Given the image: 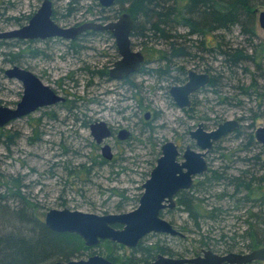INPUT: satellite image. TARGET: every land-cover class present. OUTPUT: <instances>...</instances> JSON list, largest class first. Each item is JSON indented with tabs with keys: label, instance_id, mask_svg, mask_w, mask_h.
Returning <instances> with one entry per match:
<instances>
[{
	"label": "rangeland",
	"instance_id": "374dc122",
	"mask_svg": "<svg viewBox=\"0 0 264 264\" xmlns=\"http://www.w3.org/2000/svg\"><path fill=\"white\" fill-rule=\"evenodd\" d=\"M41 1L0 0V31L25 24L28 20L26 17L38 9ZM51 1L55 12L54 20L61 26L76 25L85 21L106 22L98 20L101 8L98 0H78L72 4L70 13L68 0ZM112 13L107 11L104 15ZM14 17L21 18L19 23H16ZM255 24L256 35L252 37L251 43L264 46V29L259 26L257 16ZM246 36L248 35L241 34L238 27L221 33L224 44L230 43L243 48L249 45ZM85 40L83 43L85 47L77 51L68 48L69 40L59 37H51L47 42L44 39H36L33 42L26 40L20 43L22 48L28 50L33 47L41 49V53L36 55H32L30 50L28 53L26 51L27 54L20 57V65L35 73L43 83L49 85L65 100L55 103L54 106L40 107L28 115L0 126V179L5 181L20 177L25 186L22 187L24 194L31 201L38 203L43 212L49 208L66 207L96 214L119 213V210L115 209V204L120 197L112 195V188L125 189V194L130 200L120 211H129L137 205L134 196L141 192L139 188L159 156L163 142L171 140L181 147L193 144L186 130L188 127L194 128L200 121L204 123L206 129L211 130L216 127V121L220 123L227 119H237L242 114L248 118L251 116L250 107L254 103L248 102L247 99H243L245 104L241 106L235 100L231 103H221L207 85L193 94L192 99L195 102L192 109L184 112L173 104L168 93L169 87L165 89L167 81H161L154 75L138 73L131 77L129 82L100 78L96 75L92 77L88 70L104 65L110 67L111 61L117 58V48L112 36L106 33L89 35ZM131 40L135 41L133 38ZM149 45L146 48L137 43L133 45L145 56L143 69L154 68L161 62L159 51L161 45ZM2 46L0 45V104L15 107L21 98L23 87L20 81L5 76L4 70L11 64L3 61ZM259 54L257 53L256 59ZM261 59H264V56L261 55ZM176 64L177 66L171 67L175 74L177 72L175 70L181 65L185 70L194 69L197 72L209 68L210 75L227 71L219 55H204V59L199 57L177 59ZM255 65L257 64L246 62L245 66L248 68L246 74L240 68H235L237 75L235 78L232 77L231 81L220 75L216 86L222 88L221 94L236 91L238 80L248 84L249 74L255 71ZM163 67H166L165 62ZM224 76H227L226 72ZM183 77L186 78L185 75ZM257 78L264 84V75L257 74ZM219 80L223 83L218 84ZM131 82L133 83L130 84ZM67 100H75V103L66 104ZM147 111L149 115L151 114L147 117L151 123L150 139L147 138V132L140 133L141 123L136 128V122L140 120L138 117ZM258 113L263 117L256 118L252 131L258 125L264 124V113L261 111ZM205 116L209 119H205ZM87 120L88 124L90 120H104L115 128V133L120 127L128 126L133 129L135 136L122 143L116 142L115 137L107 140L113 158L109 162H104L98 157L101 153L100 147L94 143L88 124L84 123ZM247 122L250 120H242L240 124L243 127ZM5 134H12V139L7 141ZM239 143L240 138L236 139L231 134H227L219 141L223 151L237 148ZM258 150L259 146L255 147L253 152ZM220 152L218 150L208 153V158H211L214 166L219 165ZM233 159L236 160L234 166L242 164L238 162L236 156ZM75 166L78 168H74ZM87 166H90L89 172H85L84 167ZM239 213L238 210H231L224 219L219 217L212 228L209 224H204V231L208 229L211 231L209 235L212 241L209 247L203 249L223 254L225 249L221 245L222 242L234 234V230L241 231L240 220L237 221L236 218ZM165 218L172 221L177 228L186 219V214L175 209L166 212ZM182 233L185 237L156 234L160 236L158 237L151 235L154 233H149L146 239L152 242L160 238L173 252H183V255H186V249L191 251V248L198 253L200 248L194 245L193 241L197 238L196 234ZM219 234H224L223 240ZM215 238L222 241L217 242ZM233 242L239 243L240 240L236 237ZM98 244L99 246H93L87 251L81 250L82 253L77 258H86L90 254L105 257L113 254L119 258L118 260H122L131 253V248L122 244H120L122 247L108 244L106 241ZM74 245L77 247L76 241ZM242 250L246 251L247 248ZM186 256L192 257L191 254ZM120 263L121 261L117 262Z\"/></svg>",
	"mask_w": 264,
	"mask_h": 264
},
{
	"label": "trees",
	"instance_id": "16d2710c",
	"mask_svg": "<svg viewBox=\"0 0 264 264\" xmlns=\"http://www.w3.org/2000/svg\"><path fill=\"white\" fill-rule=\"evenodd\" d=\"M76 1L78 0H68V13ZM259 7H264V0H114L112 6L99 9L98 20H111L124 11L128 12L134 21L131 38L135 41L132 44L137 43L144 48L149 47V44L161 45L159 49L161 62L158 66L148 69L142 67L140 71L149 76L154 75L161 81H181L186 73L184 66L178 67L175 70L176 74L171 69L172 65L177 66V59L195 57L204 59V55L221 57L223 67L227 68V71L224 70L217 75L211 74L207 84L211 87V92L221 103H231L235 100L241 106L245 104L243 99L254 103L250 107V118L243 114L237 117L240 122L245 119L250 122L243 127L240 124L229 133L236 139L243 134L246 139L245 147L244 143L241 144V140L239 143L241 145L237 148L226 150L224 156L232 157L231 154L235 149L239 147L244 149L252 144V128L256 118L263 117L258 112L264 113V84H261L257 78V74L264 75V59H261V55L264 56V46L251 43L252 37L256 35L254 10ZM107 11L113 13L104 15ZM52 18H55L54 10ZM13 19L16 23L21 20L20 17ZM234 27H238L242 35H248L246 39L249 45L245 48L222 42L221 33L232 31ZM99 33L110 35L109 31L87 30L69 40L67 46L75 51L82 49L85 47L83 43L86 37ZM49 39L51 38L44 40L47 42ZM24 41L26 40L0 39V45L4 48L1 52L4 55L3 61L11 65L22 66L20 57L27 54L29 50L32 55L41 53V49L35 47L29 50L22 48L20 43ZM257 53L260 54L256 59ZM163 62L166 67H163ZM246 62L257 64L255 71L249 74V83L244 84L238 80L235 86L236 91L234 90L231 94H221L222 88L216 86L217 79L222 76L231 81V78L237 75L235 68H240L246 74L248 72ZM107 67L104 65L88 71L92 77L96 75L100 78H109ZM206 71H209V68H206ZM225 72L227 76H224ZM133 76L134 74H131L122 81L129 82ZM222 83L220 81L218 84ZM66 102V104L73 105L75 100ZM191 109L188 108L187 111ZM205 119L209 117L205 116ZM150 130L151 123L148 120L141 124L140 133L147 132L148 139L151 138ZM5 137L8 141L13 135L5 134ZM219 141L213 144L212 151H223ZM258 146L260 150L257 152L249 148L247 153L250 155L246 154L241 158L242 164L237 167L234 166L236 160L233 158L229 161L225 158L221 166L211 164L207 172L195 184L178 193L176 206L172 210L186 212V219L177 228L185 234H196L197 238L193 241L198 248H207L212 241L209 235L211 231L210 229L204 231V224H209L212 228L218 222L219 217L224 219L231 210L240 211L236 218L237 221L240 220L242 228L240 232L234 230V234L222 242L223 249H253L264 245V162L259 158L264 147L263 145ZM84 169L85 172L90 171V168L84 167ZM22 187L25 186L20 177L5 181L0 179V264H50L55 261H67L81 255V250L87 251L93 247L86 246L75 233H58L49 229L43 222L44 212L41 211V206L31 201L24 194ZM112 195L120 197L115 204V209L119 211L124 209L126 202L130 200L125 194V189L112 188ZM134 200H137V196ZM151 235L160 237L156 234ZM219 235L223 240L224 234ZM236 237L239 238L241 244L233 242ZM146 238L148 236L143 237L135 247L131 248L130 255L123 257L122 260H118L119 258L113 254H108L106 257L115 264L119 261H121L120 264H148L159 253L171 257L184 256L183 252H173L166 243H162L160 238L152 242H148ZM214 240L222 241L216 238ZM74 241L77 242V247ZM102 241L120 246L109 240Z\"/></svg>",
	"mask_w": 264,
	"mask_h": 264
},
{
	"label": "water",
	"instance_id": "95a60500",
	"mask_svg": "<svg viewBox=\"0 0 264 264\" xmlns=\"http://www.w3.org/2000/svg\"><path fill=\"white\" fill-rule=\"evenodd\" d=\"M101 7L108 8L114 0H98ZM51 0H42L38 9L30 16L27 23L9 30L0 31V39H46L59 37L66 40L74 39L87 30L109 31L121 58L115 61L109 69V76L121 79L131 72L137 71L144 63L143 53L133 50L131 32L134 21L128 12H122L115 20L85 21L71 26H61L52 18ZM258 24L264 29V10L258 13ZM7 78L21 82L23 91L15 107L0 104V126L11 120L30 114L36 109L63 102L65 98L55 92L31 70L11 65L4 70ZM209 82L208 73H198L188 70V79L181 85L170 87L169 94L179 106H189V95L192 91L204 87ZM239 126L235 119H227L213 130L207 131L199 123L196 130L190 133L194 145L200 150L186 146L182 160L178 161L179 150L173 141L161 145L160 155L156 165L151 169L149 178L143 183L144 191L139 197L136 209L123 213L96 214L78 209L50 208L45 212L44 223L53 231L75 233L83 239L86 246H95L101 240H109L129 248L135 247L149 233H165L171 236H184L173 225L159 216L160 210L174 206V196L182 189L192 185L191 176L202 173L207 165L205 156L214 141ZM91 134L96 143L110 134L107 124L100 120L90 126ZM129 130H119V138H128ZM255 138L264 144V126L254 132ZM101 152L107 158L111 157L108 144L101 145ZM184 168L186 171H183ZM264 259V246L245 253L217 254L210 249H203L202 255L195 257H171L157 254L149 264H242L251 260ZM50 264H114L108 258L93 254L86 259H70L55 261Z\"/></svg>",
	"mask_w": 264,
	"mask_h": 264
},
{
	"label": "bare ground",
	"instance_id": "6f19581e",
	"mask_svg": "<svg viewBox=\"0 0 264 264\" xmlns=\"http://www.w3.org/2000/svg\"><path fill=\"white\" fill-rule=\"evenodd\" d=\"M262 10H264V9H259L258 10V8H256L255 10H254V12H255V14H256V16L258 17V13H259V11H262ZM30 18V17H29ZM28 18V19H29ZM28 21V20H27ZM27 23V22H26ZM25 23V24H26ZM24 25V24H23ZM20 26H22V25H20ZM19 27V26H18ZM131 48L133 49V50H139V49H135V47H133V44H132V46H131ZM139 51H141V50H139ZM116 52H117V58L116 59H114V60H112V64H111V66H113L114 65V63H115V61H117L118 59H120L121 58V55H119V53H118V50L116 49ZM142 52V51H141ZM143 53V52H142ZM143 56H144V54H143ZM144 62H145V56H144ZM141 69H142V66L137 70V71H134V72H131V73H129L128 75H126L125 77H128L129 75H131V74H138V73H142V72H140L141 71ZM188 70L189 69H186L185 70V76H186V78L185 77H183L184 78V82L183 83H185L186 81H187V79H188ZM194 70V69H193ZM195 71V70H194ZM197 72V71H196ZM204 73H208L209 74V80H210V73H209V71H203ZM198 73H201V72H198ZM125 77H123V78H121L122 80L125 78ZM114 79V78H113ZM121 79H118V80H121ZM121 80V81H122ZM174 82H176V81H167V86H166V88L165 89H167L168 87V93H169V89H170V87H172V86H174V85H181V84H183V83H177V84H173ZM182 82V81H181ZM209 83V82H208ZM207 83V84H208ZM201 88H199V89H197V90H194V91H192L191 93H190V95H189V99H190V101H191V103H190V105L189 106H185V107H179L174 101H173V104L174 105H176L178 108H180L181 110H183L184 108H192V105H193V103L195 102V100H193V99H191V96H192V98H193V94L195 93V92H197V91H199ZM170 95V94H169ZM186 109V110H187ZM147 113H149V112H147ZM147 115V114H146ZM149 115V114H148ZM151 115V114H150ZM199 123H202L203 124V128L205 129V130H207V131H210V130H208V129H206L205 128V126H204V123L202 122V121H200V122H198L197 123V125L194 127V128H192V129H190V127H188L187 128V130H186V132L188 133V136L190 137V133L192 132V131H194V130H196V128H197V126H198V124ZM264 126V124H260V125H258L257 127H255V129H254V131H253V139H252V144L251 145H248V146H246V148H240L239 147V149H235L234 151H233V154H231L232 156H233V158H234V156H236L237 157V160H238V162H240V161H242V159L241 158H243L246 154L247 155H250L249 153H247V151L249 150V148H251V150H253L255 147H257L258 145H263V147H264V144H262V143H260L259 141H257L256 140V138H255V135H254V132H255V130L257 129V128H260V127H263ZM216 127H217V125H216ZM215 127V128H216ZM215 128H213V129H215ZM213 129H211V130H213ZM233 131V130H232ZM232 131H230V132H232ZM230 132H228V133H226V134H229ZM240 138V141H241V144L243 145V143H244V147H245V143H246V139L243 137V134H241L240 135V137H238V139ZM190 139L191 140H193V144H186L185 146H180L179 144H177V143H175L174 141V143L175 144H177L176 146H177V148H178V150H179V157L177 158V160L178 161H181L182 160V153H183V151L185 150V147L186 146H190L192 149L194 148V149H196V151H200L195 145H194V139H192L191 137H190ZM169 141H171V140H169ZM164 143V142H163ZM162 143V144H163ZM161 144V145H162ZM240 144V145H241ZM212 148H213V143H212V145H211V148H210V150H208L209 152L210 151H212ZM160 150H161V147H160ZM224 153H226V150H224V151H221L220 153H219V158H218V160H219V165L218 166H221V163L224 161V159L226 158V160L227 161H229V159L231 160L232 159V157L231 156H228V157H226V156H224ZM160 155V154H159ZM264 151H263V153H261V154H259V158H260V160L261 161H263L264 162ZM159 157V156H158ZM102 158H104L105 160H107V161H110L112 158H113V156L111 155V157L110 158H107L106 156H104L103 154H102ZM157 159V158H156ZM205 161H206V165H207V168H206V170H203V172L202 173H196V174H193L192 176H191V179H192V185L193 184H195L196 183V181L199 179V178H201L202 176H203V174L204 173H206L207 172V170L209 169V167L211 166V164L213 165V161L211 160V158L209 157L208 158V154L205 156ZM156 165V160H155V162H154V165H153V167ZM152 167V168H153ZM151 171V170H150ZM183 171H186V169L184 168V170ZM149 175H150V172H148V174H147V178L144 180V182L149 178ZM143 182V183H144ZM143 183L141 184V187L139 188V189H141V192H139L138 194H136L134 197H136L137 196V200H136V202H137V205L133 208V209H131V210H129V211H132V210H134V209H136L137 207H138V205H139V197L141 196V194L143 193V191H144V188H143ZM191 185V186H192ZM190 186V187H191ZM189 187V188H190ZM189 188H187V189H189ZM187 189H182V190H187ZM180 192V191H179ZM178 192V193H179ZM178 193H177V195H178ZM177 195L176 196H174V200H175V204H174V206H171V207H169V206H167V207H165V208H163V209H161L160 210V213H159V216L161 217V218H163V219H165L166 221H168V222H170L172 225H173V227H175L176 228V225H174L170 220H168V219H166L165 218V213L166 212H169L168 210H170V211H172V209L176 206V198H177ZM50 209V208H49ZM57 209H62V208H57ZM47 211V210H46ZM129 211H119V213H123V212H129ZM179 211H181V210H179ZM182 212V211H181ZM183 213H186V212H183ZM105 214H110V213H105ZM44 215H45V212H44ZM44 215H43V222H44ZM45 224V223H44ZM49 228V227H48ZM50 229V228H49ZM177 229V228H176ZM178 230V229H177ZM55 232H57V231H55ZM58 233H60V232H58ZM61 233H63V232H61ZM154 234H163V235H168V234H165V233H154ZM145 237V236H144ZM183 237H185V236H183ZM264 245H260V246H258V247H255V248H253V249H256V248H259V247H263ZM89 247V246H88ZM253 249H247L246 251H243V250H240L239 251V249L238 248H234V249H232V250H225V252L223 253V254H226V253H230V252H233V253H245V252H248V251H251V250H253ZM202 248L200 249V251L198 252V253H200L201 252V254H199V255H202ZM197 251H195L194 249H192L191 248V251H189V250H187V253H186V255L187 254H191L192 255V257H195V253H196ZM218 254V253H217ZM90 255H93V254H90ZM90 255H88V256H90ZM87 256V257H88ZM167 256V255H166ZM198 256V255H197ZM86 257V258H87ZM105 257V256H104ZM186 257H188V256H186ZM86 258H71V259H86ZM107 258V257H106ZM70 260V259H69ZM152 261V260H151ZM150 261V262H151ZM149 262V263H150ZM148 263V264H149ZM254 264V263H262V264H264V259H262V260H258V259H254V260H251L250 262H246V263H242V264ZM115 264V263H114Z\"/></svg>",
	"mask_w": 264,
	"mask_h": 264
},
{
	"label": "flooded vegetation",
	"instance_id": "af4514ba",
	"mask_svg": "<svg viewBox=\"0 0 264 264\" xmlns=\"http://www.w3.org/2000/svg\"><path fill=\"white\" fill-rule=\"evenodd\" d=\"M111 20H115V19H111ZM107 21H110V20H107ZM23 25V24H22ZM18 27V26H17ZM81 34V33H80ZM111 35V34H110ZM78 36V35H77ZM11 39H18V38H11ZM19 40H36V39H19ZM114 40V39H113ZM115 43V42H114ZM115 45V44H114ZM144 64V63H143ZM143 66V65H142ZM112 66H110V67H107V71H108V79H113V78H111L110 76H109V69L111 68ZM135 75V74H134ZM118 80V79H117ZM122 80V79H121ZM121 80H119V81H121ZM185 80H184V78H183V80H182V82L181 83H183ZM206 86V85H205ZM203 88V87H202ZM201 88V89H202ZM200 89V90H201ZM191 99H192V96H191ZM59 103V102H58ZM57 104V103H56ZM49 106H54V104H52V105H49ZM45 107V106H44ZM187 108H184L183 109V111L184 112H187V110H186ZM147 112H149V111H147ZM147 112H144L143 113V115L142 116H139L138 118L140 119V120H137V122H136V128L138 127V124L139 123H143V122H146L149 118H147L148 117V114L149 113H147ZM147 114V115H146ZM139 115V114H138ZM149 116H151V115H149ZM89 118V116H87V119ZM150 120V119H149ZM235 120H237L238 122H239V125H240V121L238 120V119H235ZM91 121V120H90ZM89 121V124H88V120H87V122L85 123V124H88V127H89V131H90V134H91V129H90V126L93 124V123H96L97 121H100V120H94V121H91L90 122ZM102 121H104V120H102ZM141 121V122H140ZM106 124H107V126H108V128H109V131H110V134L107 136V137H105L103 140H102V142L100 143V144H98V143H96V141H95V139H94V137H93V139H94V143L96 144V145H98L99 147H100V151H101V145L102 144H107L108 143V141L107 140H109L110 138H112V137H115V140H116V142H119V143H122V142H124V141H127V140H130V139H133L134 138V133H133V129H131V128H129L128 126H126V127H120L118 130H117V132L115 133V128L114 127H112L108 122H106V121H104ZM223 122V121H222ZM221 123V122H220ZM219 123H217V125H218ZM127 129V130H129V132H130V135H129V137L128 138H124V139H122V138H119L118 137V133H119V130H121V129ZM237 128V127H236ZM234 130V129H233ZM114 133H115V135H114ZM92 135V134H91ZM227 134H225V135H223L220 139H222L224 136H226ZM220 139H218V140H216V141H214L213 142V144L215 143V142H217V141H219ZM97 146V147H98ZM110 147V146H109ZM110 150H112L111 149V147H110ZM208 153H209V151H208ZM207 153V154H208ZM112 154V153H111ZM113 156V155H112ZM98 157H100L101 158V160L102 161H104V162H109V161H107V160H103V158H102V152L100 153V154H98ZM87 168H90V166H87ZM203 249V248H202ZM199 254H201V252L200 253H196L195 254V256H197V255H199ZM184 256H186V255H184ZM183 257V256H182ZM249 264V263H248ZM251 264V263H250ZM254 264H262V263H254Z\"/></svg>",
	"mask_w": 264,
	"mask_h": 264
}]
</instances>
